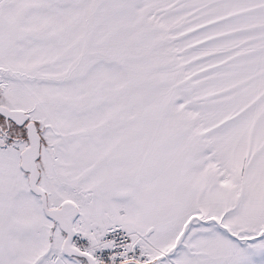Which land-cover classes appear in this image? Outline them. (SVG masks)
Returning <instances> with one entry per match:
<instances>
[{"label":"snow or ice","instance_id":"obj_1","mask_svg":"<svg viewBox=\"0 0 264 264\" xmlns=\"http://www.w3.org/2000/svg\"><path fill=\"white\" fill-rule=\"evenodd\" d=\"M0 264H264V0H0Z\"/></svg>","mask_w":264,"mask_h":264}]
</instances>
